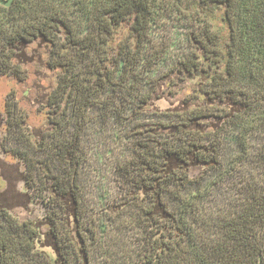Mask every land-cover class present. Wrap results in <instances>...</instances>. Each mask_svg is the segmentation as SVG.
I'll list each match as a JSON object with an SVG mask.
<instances>
[{
	"label": "trees",
	"instance_id": "trees-1",
	"mask_svg": "<svg viewBox=\"0 0 264 264\" xmlns=\"http://www.w3.org/2000/svg\"><path fill=\"white\" fill-rule=\"evenodd\" d=\"M219 8L226 38L208 14ZM167 9L193 28L185 53L153 77L149 72L166 48L151 40L149 28ZM123 24L128 35L112 45ZM34 43L46 47L47 65L57 70L45 102V141L31 139L13 89L4 103L3 133L26 152L35 147L45 154L35 160L44 173L35 174L47 193V229L41 233L33 220L0 204V264H92L90 246L101 242L102 227L87 211L78 168L93 118L124 127L129 142L128 154L113 166L118 199L104 211L125 214L137 231V264H264V0L0 4V75L24 80L18 59ZM162 82L190 87L182 109L147 108ZM231 129L240 151L225 161L223 137ZM249 154L253 169L241 172ZM27 166L31 179L34 164ZM233 177L239 197L218 214L207 211L213 190Z\"/></svg>",
	"mask_w": 264,
	"mask_h": 264
},
{
	"label": "rangeland",
	"instance_id": "rangeland-1",
	"mask_svg": "<svg viewBox=\"0 0 264 264\" xmlns=\"http://www.w3.org/2000/svg\"><path fill=\"white\" fill-rule=\"evenodd\" d=\"M214 28L226 38L228 28L219 9H211L208 13ZM190 19L180 16L175 10L160 11L150 25V38L157 45H164L165 56L149 72L151 76H159L166 72L173 61L185 53L187 49V33L193 28ZM129 33L126 24L121 25L112 40V45L124 39ZM47 49L43 44H32L23 49L19 63L25 72V79L18 80L11 75H0V204L7 207L19 219H31L41 233L47 229L45 224V201L43 190L45 184L38 181L35 173L43 175L39 163L35 160L44 158L42 151L32 147L26 152L18 144L7 139L3 133V120L6 118L4 109L7 93L13 89L20 110L26 115L25 127L34 143L45 141L49 129L45 108L46 98L56 82L57 70L47 65ZM194 80L189 81L192 84ZM191 92L190 87L183 84L175 87L162 82L155 97L148 105L150 109H182L186 105L185 98ZM124 127L115 123L101 124L92 119L84 131L82 145L85 154L84 161L78 168L79 185L84 195L87 211L95 216L96 223L101 224L97 230L101 242L96 243L91 250L92 264H137L135 245L137 231L130 225L125 214L113 217V213L104 211L108 204L118 199L120 188L113 174V166L117 160L128 154L129 142L123 135ZM234 130L231 129L223 137V159L227 161L240 151L234 140ZM44 137V138H43ZM257 140V139H255ZM249 147L253 148V133L248 137ZM17 148L22 156L31 161L20 159L10 148ZM27 163L34 164L33 176ZM243 169H253V158L249 154L246 160L239 163ZM37 169H35L36 167ZM56 172V163L49 165ZM37 171V172H36ZM35 174V175H34ZM235 177L225 180L217 186L208 200L204 203L209 212L220 213L225 210L228 201L237 199ZM234 180V181H233ZM28 182V183H27ZM239 185V183H238ZM46 193V194H45ZM237 196V197H236ZM43 249L53 256L52 248L42 241Z\"/></svg>",
	"mask_w": 264,
	"mask_h": 264
},
{
	"label": "water",
	"instance_id": "water-1",
	"mask_svg": "<svg viewBox=\"0 0 264 264\" xmlns=\"http://www.w3.org/2000/svg\"><path fill=\"white\" fill-rule=\"evenodd\" d=\"M13 0H0V4L4 6H9Z\"/></svg>",
	"mask_w": 264,
	"mask_h": 264
}]
</instances>
